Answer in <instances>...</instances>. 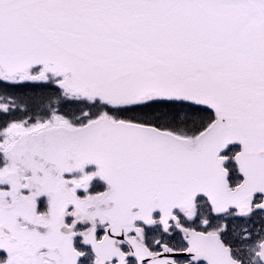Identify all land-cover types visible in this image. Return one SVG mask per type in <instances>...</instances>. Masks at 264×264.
Wrapping results in <instances>:
<instances>
[{"label":"snow or ice","instance_id":"6c2138e0","mask_svg":"<svg viewBox=\"0 0 264 264\" xmlns=\"http://www.w3.org/2000/svg\"><path fill=\"white\" fill-rule=\"evenodd\" d=\"M0 264H264V0H0Z\"/></svg>","mask_w":264,"mask_h":264}]
</instances>
